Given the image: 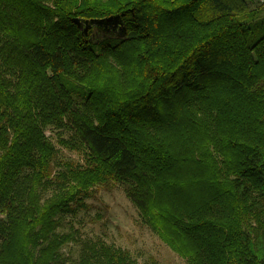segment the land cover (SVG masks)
<instances>
[{
    "label": "trees",
    "instance_id": "trees-1",
    "mask_svg": "<svg viewBox=\"0 0 264 264\" xmlns=\"http://www.w3.org/2000/svg\"><path fill=\"white\" fill-rule=\"evenodd\" d=\"M252 3L0 0V264H139L59 230L100 187L122 188L185 264H264V6ZM105 18L106 33L81 23ZM46 131L80 160L57 163Z\"/></svg>",
    "mask_w": 264,
    "mask_h": 264
},
{
    "label": "rangeland",
    "instance_id": "rangeland-1",
    "mask_svg": "<svg viewBox=\"0 0 264 264\" xmlns=\"http://www.w3.org/2000/svg\"><path fill=\"white\" fill-rule=\"evenodd\" d=\"M252 4L250 8L257 7L254 6L256 4ZM262 10L264 11V8ZM113 20L108 18L99 22L82 20L81 23L84 27H90L92 33L98 31L106 33L110 30L109 23H114ZM46 135L60 151L57 163L67 159L80 160L81 156L69 152L58 144L55 134L46 131ZM86 203L88 208L80 211L76 217L63 218L59 230L70 232L78 241L102 239L108 244L127 250L139 264H185L182 258L173 253L141 221L137 209L122 188L100 187ZM77 251L75 242L62 249L64 257L69 259H74Z\"/></svg>",
    "mask_w": 264,
    "mask_h": 264
},
{
    "label": "built area",
    "instance_id": "built-area-1",
    "mask_svg": "<svg viewBox=\"0 0 264 264\" xmlns=\"http://www.w3.org/2000/svg\"><path fill=\"white\" fill-rule=\"evenodd\" d=\"M251 1L257 5H263L264 6V0H251Z\"/></svg>",
    "mask_w": 264,
    "mask_h": 264
}]
</instances>
